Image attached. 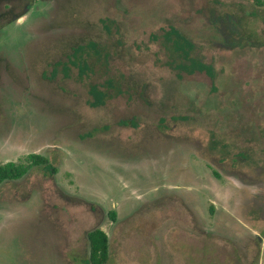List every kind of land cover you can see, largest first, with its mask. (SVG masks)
Returning <instances> with one entry per match:
<instances>
[{"label":"rangeland","instance_id":"1","mask_svg":"<svg viewBox=\"0 0 264 264\" xmlns=\"http://www.w3.org/2000/svg\"><path fill=\"white\" fill-rule=\"evenodd\" d=\"M171 26L214 79L166 65L152 35ZM89 41L111 50L106 65L53 75ZM30 153L57 173L0 185V264H88L96 227L107 264H264V238L244 230L264 234V219L229 175L264 191V0H0V164Z\"/></svg>","mask_w":264,"mask_h":264},{"label":"trees","instance_id":"2","mask_svg":"<svg viewBox=\"0 0 264 264\" xmlns=\"http://www.w3.org/2000/svg\"><path fill=\"white\" fill-rule=\"evenodd\" d=\"M152 39L161 40L170 56L166 65L175 70L178 77H183V74L192 75L196 72H205L211 78H215L213 65L205 63L199 57L196 44L177 28L171 26L169 29H163L160 35L153 34ZM110 55L111 50L100 42L89 41L85 44H79L73 48L66 60L54 64L52 73L54 75L60 68L67 78L70 76L71 70L77 68L79 76L88 77L95 74L100 66L106 65ZM107 85L110 88H115L111 79L107 81ZM102 87L98 84L90 86L92 100L89 101V104L92 107L104 105L107 98L110 97V93ZM121 123L127 125L129 120H123ZM34 167L42 170L47 176L57 173V167L48 157L38 153H30L25 162L10 161L0 164V185L8 181L19 180ZM109 215L113 220L116 219L115 211H111ZM87 237L89 255L85 262L88 264H107L110 259L108 234L101 227H96L88 232Z\"/></svg>","mask_w":264,"mask_h":264},{"label":"flooded vegetation","instance_id":"3","mask_svg":"<svg viewBox=\"0 0 264 264\" xmlns=\"http://www.w3.org/2000/svg\"><path fill=\"white\" fill-rule=\"evenodd\" d=\"M205 153V152H204ZM210 155V154H208ZM244 158H238L237 156H235L231 161V165L233 164V166L235 164H238L241 160H243ZM220 160V159H219ZM217 158L211 156V164L213 166H215V168H222L225 166V164L227 163L226 160H220L219 161ZM256 175L257 176H260L262 174H264V168L262 167H258L255 171ZM215 174V177H218V173H214ZM229 175L238 181V183H236L240 188H237L238 190H240V194L243 193V190H245L247 192V197L245 200H249L251 202L250 204V209L251 210H255V215L258 217V218H262L264 219V191H262V187H261V184L263 182H261L260 180L256 179L255 176H248L247 174L243 173V172H237L236 171H232L230 170L229 172ZM241 175V176H239ZM247 188H251V190H246ZM236 190V189H235ZM237 192V190H236ZM249 192V193H248ZM251 193V194H250ZM232 206V204H230ZM223 210H226V212L228 213H231L227 210L226 207H223ZM231 211V209H230ZM232 214V213H231ZM258 214V215H257ZM244 227H246V229H244L245 231H252L251 234H255L256 237H261V238H264V234L262 233H258L257 231H253V229L249 226H246L244 224ZM206 231H209L211 232V228H208L206 227L205 228ZM252 234V235H253ZM264 241V239H262Z\"/></svg>","mask_w":264,"mask_h":264}]
</instances>
